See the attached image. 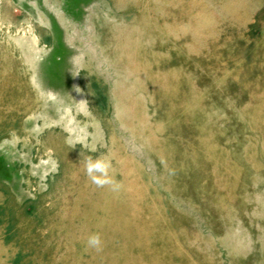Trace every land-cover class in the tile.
I'll return each mask as SVG.
<instances>
[{
	"label": "rangeland",
	"instance_id": "374dc122",
	"mask_svg": "<svg viewBox=\"0 0 264 264\" xmlns=\"http://www.w3.org/2000/svg\"><path fill=\"white\" fill-rule=\"evenodd\" d=\"M131 1L0 0V264H264V0Z\"/></svg>",
	"mask_w": 264,
	"mask_h": 264
},
{
	"label": "bare ground",
	"instance_id": "6f19581e",
	"mask_svg": "<svg viewBox=\"0 0 264 264\" xmlns=\"http://www.w3.org/2000/svg\"><path fill=\"white\" fill-rule=\"evenodd\" d=\"M113 5H114V7H116V8H121V9H126L127 11L130 9L129 7H131V5H133V3H132V1L131 0H109ZM144 5L145 4H143L141 7L143 8V9H145L144 8ZM128 8V9H127ZM162 23V22H161ZM192 28H194V27H192ZM203 27H201V29H202ZM200 31V30H199ZM200 34V33H199ZM197 36H198V34H197ZM201 36H202V34H201ZM173 37V36H172ZM119 38V37H118ZM198 39V38H197ZM135 48V47H134ZM129 49V48H128ZM134 50V49H133ZM128 52V51H127ZM130 60V59H129ZM131 62V61H130ZM204 62V61H203ZM213 62V61H212ZM136 63V62H135ZM155 63V62H154ZM129 64V63H128ZM132 64V63H131ZM207 64V63H206ZM123 66H125V65H123ZM124 68V67H123ZM125 69H127V68H125ZM122 71V70H121ZM135 71V70H134ZM173 71V70H172ZM19 84V83H18ZM172 86V85H171ZM187 86V85H186ZM173 87H176V86H173ZM186 90H188V89H186ZM157 91V90H156ZM159 92V91H158ZM191 95V94H190ZM169 101V100H168ZM27 102H29V101H27ZM119 102V101H118ZM172 103V102H171ZM196 104V103H195ZM25 107H27V106H25ZM31 107V106H30ZM189 107V106H188ZM21 108V107H20ZM19 110V109H18ZM17 112V111H16ZM10 117V116H9ZM1 119V118H0ZM263 121V120H262ZM261 121V122H262ZM5 126V125H4ZM4 128V127H3ZM56 138V137H55ZM55 143V142H54ZM62 146V145H61ZM51 151V150H50ZM53 151H54V149H53ZM59 152V151H58ZM210 152V151H209ZM208 152V153H209ZM50 154V153H49ZM59 154V153H58ZM205 154H206V152H205ZM210 154V153H209ZM213 154V153H212ZM62 155H64V154H62ZM55 156V155H54ZM60 156H61V154H60ZM209 156V155H208ZM59 157V156H58ZM62 161H63V159H62ZM65 161V160H64ZM66 162V161H65ZM213 162V161H212ZM62 163V162H61ZM63 165V164H62ZM64 165H65V163H64ZM213 165V164H212ZM230 167V166H229ZM219 168V167H218ZM65 170H67V169H65ZM218 170V169H217ZM222 173V172H221ZM220 174V173H219ZM233 174V173H232ZM237 174V173H236ZM227 175H228V173H227ZM66 176V175H65ZM112 176V175H111ZM112 178V177H111ZM110 178V179H111ZM230 178V177H229ZM231 178H232V176H231ZM92 179V178H91ZM112 180V179H111ZM109 183V182H108ZM91 184V183H90ZM137 184V183H136ZM91 186V185H90ZM75 188V187H74ZM88 188V187H87ZM217 188V187H216ZM121 194V193H120ZM94 195V194H93ZM84 196H86V194L84 195ZM87 197V196H86ZM96 198V197H95ZM123 199V198H122ZM93 200V199H92ZM62 201V200H61ZM97 201V200H96ZM65 202V201H64ZM94 202V201H93ZM127 203H129V202H127ZM95 206V205H94ZM98 209V208H97ZM104 209V208H103ZM58 212V211H57ZM70 212V211H69ZM57 214V213H56ZM69 214V213H68ZM98 214V213H97ZM146 214V213H145ZM100 219V218H99ZM56 221H57V219H56ZM60 222V221H59ZM114 224V223H113ZM60 228V227H59ZM100 229V228H99ZM102 230V229H101ZM103 236V235H102ZM85 238V237H84ZM99 240H101V238L99 239ZM104 241V240H103ZM101 244V243H100ZM169 249V248H168ZM166 250V249H165ZM137 251V250H136ZM95 253V252H94ZM93 253V254H94ZM89 259V258H88Z\"/></svg>",
	"mask_w": 264,
	"mask_h": 264
},
{
	"label": "clouds",
	"instance_id": "9594fccd",
	"mask_svg": "<svg viewBox=\"0 0 264 264\" xmlns=\"http://www.w3.org/2000/svg\"><path fill=\"white\" fill-rule=\"evenodd\" d=\"M91 242H92L93 244H95V243H97L98 241H97V239H96L95 237H93L92 240H91Z\"/></svg>",
	"mask_w": 264,
	"mask_h": 264
}]
</instances>
